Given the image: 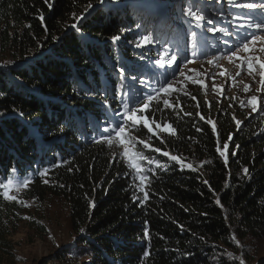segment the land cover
<instances>
[{
  "label": "trees",
  "instance_id": "trees-1",
  "mask_svg": "<svg viewBox=\"0 0 264 264\" xmlns=\"http://www.w3.org/2000/svg\"><path fill=\"white\" fill-rule=\"evenodd\" d=\"M133 1L0 0V182L30 175L17 197L32 202L0 195V263L21 228L45 236L56 200L73 239L38 264H264L261 108L238 127L228 105L245 114L233 96L206 101L199 89L195 100L177 94L172 108L156 103L174 134L155 138L161 153H144L143 191L101 139L121 118L122 94L139 100L156 84L160 54L174 56L186 38L184 12L198 11L188 1L163 23ZM143 35L153 42L137 47Z\"/></svg>",
  "mask_w": 264,
  "mask_h": 264
},
{
  "label": "rangeland",
  "instance_id": "rangeland-1",
  "mask_svg": "<svg viewBox=\"0 0 264 264\" xmlns=\"http://www.w3.org/2000/svg\"><path fill=\"white\" fill-rule=\"evenodd\" d=\"M188 1L191 3V7L198 8L197 12L203 14L205 19L197 22L194 18H189L188 16L185 17V22H187L190 27L186 30V38L179 47V51H176L174 54V56H176V60L172 63V65H169L168 60H170L171 57L161 53L159 56V65L164 69H160L161 73L156 74V84L153 83V79H150V83L153 86L150 87L148 92L143 93V96L139 100L134 99L133 95L127 91L122 94L121 100H128L130 106L140 107L146 101L149 94L155 95V89L158 90L165 81H168L169 83H173L177 89L176 92L167 97L170 104V99L174 100L177 94L184 95L185 97H192L194 95L193 92H197L199 89L203 92V97L206 101L216 97L221 101V103H224L223 101L228 100L229 96H233L240 99V104L242 101L244 102L242 111L245 115L243 116H240L235 107L228 105L235 117V120L242 122V117L251 116L257 112H252L251 108L248 106L249 97L251 95H256L258 97V110V108L262 107L261 98L264 97V92H256V88L260 86L258 75H256L255 81H253V78L247 74V69L245 67L244 71L241 72V75L236 76L237 69L235 67V63H229L227 57L230 55L231 51L235 50V45L240 42V37L237 33L243 35L244 33H252L255 31L258 35L262 34L255 29L239 28V25L243 23L244 20L238 17H240L241 14H244L245 19L250 17L253 22H261L264 21V12L261 10L242 9L236 7L235 5L237 3L243 4L247 2L258 3L260 0H232V2H230V0H144L143 8L151 12L154 16H159L163 23H170L173 20V18L170 17L172 11L181 15L180 13L187 7ZM158 8L163 9L159 10L158 14L154 13V10ZM209 21H212V23H209ZM198 23L199 26H197ZM210 27L224 29L226 31L208 32V28ZM193 33L196 34L195 47H193ZM239 55L245 56L247 54L241 52ZM214 58L218 59L214 60ZM210 60H214V63L209 64L208 61ZM238 62L239 61H236V63ZM217 65H219V67ZM256 70L257 72L259 71L258 66ZM181 71L185 73L186 77L202 81L204 87H201L199 83H192V80H187L185 77L180 76ZM221 71H225L226 74L221 76L219 74ZM241 81L243 83H241ZM244 84H248L250 86V90L248 92L243 90ZM162 99L163 95L161 100ZM156 103L157 101L154 100L151 103L150 109L146 111L144 115L154 117V119L161 124V127L165 124L170 125L163 117H161V114L157 111L158 109L155 110ZM120 107L122 113L124 109L121 102ZM139 114L140 113H138V115ZM120 120L121 118L117 119L119 122ZM209 120L214 122V118L212 117H210ZM153 128L157 133L155 136L148 133L147 129H144L142 126L138 130L131 132V134L141 140H145L152 146V148H156L155 138L162 139L167 133L171 134L172 132L160 131L155 128L154 124ZM108 147L111 154L116 157V160L119 163H123V165L127 167L126 161L122 156H120V153L123 150L122 147L117 145H108ZM136 150L143 152V154L147 150L152 151L150 149H144L143 146L139 144L136 146ZM147 161L148 160L141 161V165L145 169V172L143 173L144 175H146V167L144 164H146ZM131 171L135 178V173L133 170ZM10 178L31 179V176H17L14 174ZM6 182L7 181L4 183ZM135 182L138 186L140 185L139 180L136 178ZM142 187L144 188V185ZM9 194L17 196L18 193L12 191ZM30 205H32V202ZM47 209H49L47 212L49 216L46 219L48 229L45 236L40 238L38 236H34L31 231L21 228L12 237V240L15 242L13 257L11 259L9 258L10 261L1 262L0 264H38L39 262L48 259L53 250L61 247L73 239L69 232L67 222L68 212L64 203L53 200L50 204H48Z\"/></svg>",
  "mask_w": 264,
  "mask_h": 264
},
{
  "label": "snow or ice",
  "instance_id": "snow-or-ice-1",
  "mask_svg": "<svg viewBox=\"0 0 264 264\" xmlns=\"http://www.w3.org/2000/svg\"><path fill=\"white\" fill-rule=\"evenodd\" d=\"M47 2V0H46ZM103 2V0H101ZM232 2V0H230ZM51 7V5H49ZM238 8L242 9H248V10H261L264 12V0H260L258 3L253 2H247V3H237L235 5ZM93 5L89 3L86 8L85 12H88L89 9H91ZM185 16L194 18L197 22L203 21L205 19V16L197 11H193L191 8H189L187 11L184 12ZM84 16L76 17L77 22L79 23L80 20H82ZM240 19H243L244 22L239 25V28L245 29V28H251L255 29L262 34H256V32L252 33H244L241 35L240 33H237V35L240 37L239 44L235 45V50L230 52V55H228L227 59L229 63H235V67L237 69L236 76H240L241 72L244 71L245 67L247 69V74L253 78V81H255L256 75L259 76V87L256 88V92H264V21L261 22H253V20L248 17L245 19L244 14H241ZM41 20H43V17H41ZM78 23L72 24V28L78 29ZM209 23H212V21H209ZM199 26V23L197 24ZM216 31H226L224 29H216L215 27L208 28V32H216ZM193 35V47H195V33ZM119 36H113L112 40L113 42H116L119 40ZM153 42V38L150 35H143L139 38V41L137 42V47H141L147 44H151ZM245 53L247 55L241 56L239 53ZM258 53V54H254ZM218 59V58H214ZM176 60V56H172L170 60H168V64L172 65V63ZM214 60L208 61L209 64L214 63ZM236 61H239L236 63ZM157 63H160L157 61ZM219 67V65H217ZM257 66L259 67V71L257 72ZM121 73L124 72V69L121 68ZM221 76H224L226 73L225 71H221L219 73ZM180 76L185 77L187 80H192V83H199L201 87H204L202 81L194 80L191 77H186L185 73L183 71L180 72ZM232 78V77H230ZM234 79V78H233ZM241 83H243L241 81ZM243 90L245 92H248L250 90V86L248 84H244ZM177 89L174 86L173 83H169L168 81H165L162 86L156 90L155 95L149 94L147 96L146 101L140 106V107H133L130 106V103L128 100H121V104L123 107V112L118 113V115L121 116V120L119 123H115L112 125H109L103 129V133L101 136L102 141L106 142L109 146L117 145L122 147V152L120 153V156L124 158L126 161L127 167L135 173V178L139 180L140 185L137 186L138 191H143V185H145L146 181L148 180V177L144 175L145 169L141 165V161L148 160L149 163H152L151 160H149L147 157L144 156L143 152L137 151L136 146L142 145L144 149H150L155 152H161L159 148H152V146L147 143L145 140H141L137 138L136 136L132 135L131 132L138 130L141 126L144 129H147L148 133H151L152 135H157V133L154 131L153 124L155 125L156 129H159L160 131H169L174 134V130L171 128L170 125L165 124L163 127H161V124L157 122L154 117H149L147 115H144L146 111L150 109L151 103L155 100L157 103L161 102V98L163 95L162 103L165 108H172L174 105L170 104L169 99L167 97L176 92ZM193 100L196 99L195 96L191 97ZM257 99L258 97L256 95H251L248 99V106L251 108L252 112L257 111ZM262 100V107L261 110L264 111V97L261 98ZM107 106V105H106ZM241 106H244V102H241ZM138 113H140L138 115ZM203 119V117H201ZM207 123L212 125V130L215 133L216 127L213 121L208 120ZM237 126L239 127L241 124V121H236ZM63 129H61L62 131ZM199 130V129H198ZM231 138V137H230ZM100 142V141H97ZM225 148H227V144H225ZM219 151V148L217 149ZM222 156L224 155L223 152L220 153ZM162 155L164 156H170L168 152H163ZM170 159L176 161L178 160V157L176 156H170ZM159 166V165H158ZM189 168H191V165H188ZM247 169H244V172L247 173ZM39 175L41 177L46 176V171L39 172ZM44 183H48V180H44ZM31 183V179L24 178V179H13L10 178L7 180L6 183L0 182V189H2V193L0 195L3 196V199L9 202L15 201L17 204H20L24 207H28L29 204L27 201L23 199H19L16 195H10L9 193L12 191H15L19 193L22 189H26L28 185ZM207 183V181H205ZM148 197L147 192L144 193V199L146 200ZM137 197L133 195V200L135 201ZM141 203H143V200H141ZM217 204L220 203L219 200L216 201ZM90 207H94V203H89ZM23 219H32L31 217L25 216ZM84 229H81V232H83ZM147 235V233H145ZM232 241L237 244L238 247H242L239 242L236 240L235 236L233 235L231 237ZM145 256H148L149 253L146 251L144 253ZM236 259L239 260V264H245L244 260L242 258L237 257Z\"/></svg>",
  "mask_w": 264,
  "mask_h": 264
},
{
  "label": "water",
  "instance_id": "water-1",
  "mask_svg": "<svg viewBox=\"0 0 264 264\" xmlns=\"http://www.w3.org/2000/svg\"><path fill=\"white\" fill-rule=\"evenodd\" d=\"M133 4H134V2H133ZM135 4H139V2H136V1H135Z\"/></svg>",
  "mask_w": 264,
  "mask_h": 264
}]
</instances>
